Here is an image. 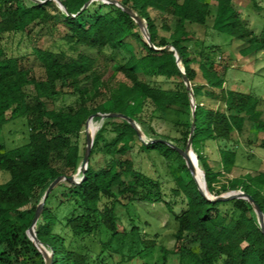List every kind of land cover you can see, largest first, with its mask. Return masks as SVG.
Segmentation results:
<instances>
[{"label":"trees","instance_id":"1","mask_svg":"<svg viewBox=\"0 0 264 264\" xmlns=\"http://www.w3.org/2000/svg\"><path fill=\"white\" fill-rule=\"evenodd\" d=\"M212 2V28L218 34L241 41L245 47L240 52H264V36L248 26L234 0H0V131L17 121L27 129L24 144L13 149L0 144V172L10 175L0 183V264H89L85 241L102 231L107 238L97 241L98 256L107 254L112 264H150L154 256L155 264H167L170 253L178 255L179 264H264V231L250 201L205 197L243 193L264 215V172L222 180L238 158L226 147L234 137L264 134V98L226 87L229 67L219 61V45L201 43L195 51L188 46L193 40L188 25L207 26ZM150 10L161 14V29L168 36L160 35ZM39 23L62 24L69 45L109 51L126 82L105 80L96 60L85 54L34 48L44 70L38 79L19 56L6 51L3 41L29 34ZM129 39L142 47V56ZM139 73L174 86L165 89ZM199 73L204 83H196ZM68 96L74 98L72 105L66 104ZM204 99L215 105H204ZM167 111L186 117L175 124L182 130L176 144L149 125L157 113ZM96 114L122 115L135 127L127 119ZM92 116V123H104L92 137L84 171L80 137ZM208 142L225 145L219 147L221 171L205 155ZM169 143L181 151L189 146L203 184ZM136 150L156 152L171 169V193L181 202L176 211L167 205L175 229L171 251L157 243V236L146 239L132 217L131 229L119 230V210L163 201L160 181L136 169ZM28 207L31 218L21 219ZM33 224L38 247L28 235ZM46 253L52 254L50 260Z\"/></svg>","mask_w":264,"mask_h":264},{"label":"rangeland","instance_id":"2","mask_svg":"<svg viewBox=\"0 0 264 264\" xmlns=\"http://www.w3.org/2000/svg\"><path fill=\"white\" fill-rule=\"evenodd\" d=\"M234 7L240 12L242 18L246 21L248 26L258 35L264 36V0H234ZM216 13V4L212 2L210 17L207 26H200L196 24L188 25V32L192 35L193 40L188 43L192 51H195L201 43L219 45L221 48V57L219 58L222 64L229 67L226 76V87L232 90L253 94L258 97L264 98V52H256L246 49L240 52L245 45L239 40H231V38L218 34L212 28V20ZM152 19L156 22L160 35L168 36V33L161 29L162 16L155 10H150ZM67 33V29L58 24L55 28L46 26L44 24H34L30 27L29 34H18L11 37H6L3 45L9 54L19 56L21 63L25 67H30L34 70L38 79L44 78V70L39 61L33 54L34 48L51 51H66L70 54H85L96 60V70L100 74H104V79H111L113 83L126 82L125 77L116 71V63L109 60V51L99 52L95 49H90L86 46L76 45L72 46L65 42L63 37ZM133 44L135 53L138 56L144 54L142 47L132 39L128 40ZM198 71V66L194 65ZM142 80H148L155 85L161 86L165 89L174 86L173 81H167L163 78H147L142 73H139ZM197 84L204 83L200 73L198 74ZM28 91L33 93L30 87ZM68 91L67 89L65 92ZM74 98L68 96L66 99L67 105H72ZM102 102V97L99 98L92 106H97ZM61 103V102H59ZM58 103V104H59ZM264 103V100H263ZM203 104L206 106H214L215 104L209 100L204 99ZM51 102L48 103V108H53ZM186 119L185 115L179 112L167 111L164 114L157 113L152 118L149 125L159 136L170 138L171 143H178L177 140L182 137V130L178 129L175 124L180 123ZM103 120L92 123L89 121L88 127L81 134L80 145L83 151L87 147V137H94L96 132L103 126ZM144 126V125H143ZM144 127H148L145 125ZM145 128V129H146ZM23 121L10 123L0 131V144L6 145L9 149L16 148L27 141V132ZM249 134L245 133L243 137H234V141L229 146L237 152L238 158L232 170L226 174L222 180L227 181L246 174L257 175L264 172V147L261 146L264 141V134H260L255 139H252ZM146 139V137H142ZM250 140V141H249ZM238 142V143H237ZM249 142V143H248ZM219 147L225 145L216 142H208L205 149V155L209 162L216 170H220L219 162ZM135 167L143 174L160 181L163 186V201L155 204L137 203L131 206L130 209H121L119 213V230L129 231L131 229L130 218L132 217L135 223L139 226L142 235L146 239L152 240L157 236V243L164 245L168 250L174 247V240L172 233L175 231L174 225L171 222L170 212L167 205H170L174 211L181 206L179 199L172 196L171 189L174 187V178L169 168L168 163L156 152L142 153L139 150L134 151L132 155ZM192 162L199 168V174L193 175L200 183L202 182L203 172L198 163ZM8 173L0 172V183L9 180ZM36 199L32 201L35 205ZM33 211L31 207L26 208L21 215V219L31 218ZM35 222V218L33 223ZM28 235L33 241L32 232L29 231ZM107 234L102 231L100 234L93 236L92 239H86L85 244L90 248L88 254L89 264H112V260L107 254L98 256L97 241L99 239L105 241ZM47 260L52 258V254H45ZM99 258V259H98ZM157 256L149 260L150 264H155ZM14 264H20L15 262ZM132 264H137L132 263ZM167 264H179V257L177 254L170 253L168 256Z\"/></svg>","mask_w":264,"mask_h":264},{"label":"water","instance_id":"3","mask_svg":"<svg viewBox=\"0 0 264 264\" xmlns=\"http://www.w3.org/2000/svg\"><path fill=\"white\" fill-rule=\"evenodd\" d=\"M189 87V86H188ZM94 116H103V117H120V118H124V119H127L130 123H132V121L125 117V116H122V115H116V114H108V115H101V114H96ZM90 117L89 121L94 117ZM89 121L87 122V125L86 127L88 126V123ZM133 124V123H132ZM134 126V124H133ZM135 127V126H134ZM139 135H140V132H139ZM191 139V137H190ZM91 144H92V137L89 136L88 134V137H87V147H86V150H85V156H84V160H83V169L84 171L86 170V166H87V162H88V159H89V154H90V149H91ZM173 148L177 149L173 144L169 143ZM188 148L189 146L186 148L185 151H181L179 149H177L179 151V153L182 154V156L184 157L185 161H186V164L190 170V172L192 173V175H194V167H193V164H192V159L190 157V155L188 154ZM60 179H58L55 183H53L51 185V187L49 188L48 191H50L54 186L55 184L59 181ZM205 197L210 200V201H224V200H228V199H232V198H245V199H248L250 201V203L253 205V207L255 208V211L257 212L258 214V217L260 219V222H261V225H262V230L264 231V215L262 213V211L260 210V208L258 207V205H256L254 203V201L246 194H243V193H237V194H234V195H228V196H220V197H216V198H211V196L209 194H205ZM43 203L39 205L38 209H37V212H36V217H35V222L42 210V207H43ZM34 222V223H35ZM31 232H32V235H33V242L34 244L38 247V240L36 238V234H35V229H34V224L32 226V229H31Z\"/></svg>","mask_w":264,"mask_h":264},{"label":"bare ground","instance_id":"4","mask_svg":"<svg viewBox=\"0 0 264 264\" xmlns=\"http://www.w3.org/2000/svg\"><path fill=\"white\" fill-rule=\"evenodd\" d=\"M192 164H193V167H194V175L199 174V171H200L199 168L193 162H192Z\"/></svg>","mask_w":264,"mask_h":264},{"label":"built area","instance_id":"5","mask_svg":"<svg viewBox=\"0 0 264 264\" xmlns=\"http://www.w3.org/2000/svg\"><path fill=\"white\" fill-rule=\"evenodd\" d=\"M41 2H43V1H41Z\"/></svg>","mask_w":264,"mask_h":264}]
</instances>
